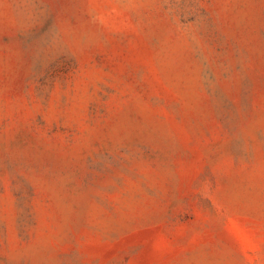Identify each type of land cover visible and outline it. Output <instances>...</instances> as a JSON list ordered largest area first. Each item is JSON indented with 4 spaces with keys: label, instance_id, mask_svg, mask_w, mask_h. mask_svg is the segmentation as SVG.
<instances>
[{
    "label": "rangeland",
    "instance_id": "rangeland-1",
    "mask_svg": "<svg viewBox=\"0 0 264 264\" xmlns=\"http://www.w3.org/2000/svg\"><path fill=\"white\" fill-rule=\"evenodd\" d=\"M0 264H264V0H0Z\"/></svg>",
    "mask_w": 264,
    "mask_h": 264
}]
</instances>
